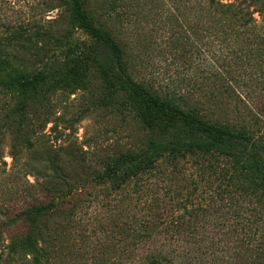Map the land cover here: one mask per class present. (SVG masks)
Instances as JSON below:
<instances>
[{
	"label": "trees",
	"instance_id": "1",
	"mask_svg": "<svg viewBox=\"0 0 264 264\" xmlns=\"http://www.w3.org/2000/svg\"><path fill=\"white\" fill-rule=\"evenodd\" d=\"M200 2L216 18L205 30L229 35L227 49L233 61L225 58L220 70L211 68L199 83L189 82L190 89L179 93L162 92L135 76L128 42L108 26L129 18L126 0H47L48 10L63 8L67 13L62 33L38 26L0 35V143L9 136L15 147L22 137L26 148H33L27 133L33 131L39 108L50 106L62 87L87 88L90 81L102 91L97 103L124 120L132 117L137 130L129 135L128 146H115L87 169L80 160H64L65 151L61 156L49 146L55 156H49L48 164L59 181L48 192L41 187L45 201L19 211L17 219L25 230L7 247L18 243L39 262L46 248L42 242L55 234L53 224L60 222L59 216L64 215L62 221L82 206L93 205L82 204L86 198L88 202L107 198L114 207L123 204V211L134 203L137 213L129 235L135 242H148L151 229L168 220L174 236L187 209L193 218L212 215L216 225L228 227L225 234H258L264 250V140L248 123L231 118L241 112L231 103L233 93L250 84L242 73L264 71V0ZM76 32L85 39L76 40ZM43 40L52 42V48L44 50ZM39 43L36 52L29 49ZM38 55L40 61L32 63ZM212 73L217 75L213 81ZM238 101L249 108L243 99ZM216 105L219 116L212 110ZM67 169L75 173L73 178ZM243 241L249 242L244 237ZM163 246L154 245L131 264H177L176 256Z\"/></svg>",
	"mask_w": 264,
	"mask_h": 264
},
{
	"label": "rangeland",
	"instance_id": "2",
	"mask_svg": "<svg viewBox=\"0 0 264 264\" xmlns=\"http://www.w3.org/2000/svg\"><path fill=\"white\" fill-rule=\"evenodd\" d=\"M46 1L0 0V35L15 28L32 31L38 26L55 35L62 33L67 13L63 8L48 10ZM126 1L131 6L127 11L129 18H121L118 25L108 23V26L128 42V50L134 57L135 76L154 88L162 92H185L190 89L189 82L199 83L211 68L220 70L219 64L224 63L225 58L233 61L227 49L229 35L225 31L221 34L205 30L204 26L216 18L200 0ZM254 17L261 22L257 14ZM74 36L76 40L85 39L81 32ZM41 43L44 50L53 46L47 40ZM39 46L40 43L31 45L29 49L36 52ZM41 58L38 55L30 61L36 64ZM248 71L242 73L241 78L250 84H242V90L250 88L251 91L236 90L237 98L233 93L231 103L241 107V112L239 117L232 114L231 118L248 123L264 140V89L261 87L264 71ZM210 77L211 81L217 79L214 73ZM88 84L87 88L74 90L62 87L54 93L50 106L39 108L32 120L33 131L27 133L33 148H26L27 142L22 141V137L15 147L9 136L0 143V264H131L154 245H164L165 250L176 256L177 264H264L258 234H225L228 227L223 230L224 226L216 225L212 215L205 217L200 213L193 218L187 209L174 236L169 232L168 220L159 228L151 229L153 236L148 242L132 241L129 233H132L133 223L130 221L137 213L132 206L134 203L123 211V204L114 207L108 204L107 198L96 202H88L86 198L81 203L93 205L82 206L75 215L62 221L64 215L59 216L57 221L60 222L53 224L55 234L42 242L46 248L39 262L18 243L7 247L14 236L25 230L17 219L19 211L34 202L45 201L47 195L41 187L46 186L48 192L54 182L59 181L48 164L49 156H55L49 146L61 156L65 151L64 160H80L87 169L96 164L98 156L115 146H128L129 135L137 132L132 117L124 120L115 111L97 103L102 93L98 83L90 81ZM190 98L194 100L195 96ZM238 98L249 108H243ZM212 110L217 116L221 114L218 105L212 106ZM11 152L15 155H10ZM66 171L67 176L73 178L75 173ZM181 192L186 194L185 190ZM10 220L14 221L8 224ZM243 237L249 241L248 245ZM247 247L253 251L248 253Z\"/></svg>",
	"mask_w": 264,
	"mask_h": 264
}]
</instances>
